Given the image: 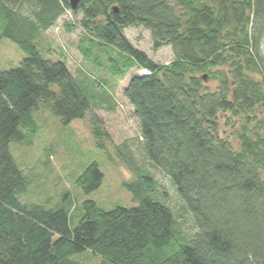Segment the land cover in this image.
Masks as SVG:
<instances>
[{"label":"trees","instance_id":"16d2710c","mask_svg":"<svg viewBox=\"0 0 264 264\" xmlns=\"http://www.w3.org/2000/svg\"><path fill=\"white\" fill-rule=\"evenodd\" d=\"M70 11L82 13L85 58L111 46L123 57L110 55L114 74L150 71L134 74L123 94L140 121L147 159L175 183L194 233L180 229L152 173L131 162L135 178L124 186L137 206L107 210L86 199L71 228L64 204L22 201L28 181L10 143L31 142L40 102L64 124L86 120L107 153L109 145L123 147L113 144L67 59H45L35 43ZM128 27L149 30L153 49L171 46L174 58L152 60L128 39ZM3 37L26 58L0 69V264H84L71 256L85 250L103 264H264V0H81L76 9L70 0H0ZM222 112L243 118L234 134L222 131ZM103 179L94 161L76 184L90 194Z\"/></svg>","mask_w":264,"mask_h":264},{"label":"rangeland","instance_id":"374dc122","mask_svg":"<svg viewBox=\"0 0 264 264\" xmlns=\"http://www.w3.org/2000/svg\"><path fill=\"white\" fill-rule=\"evenodd\" d=\"M82 13L74 15L71 11L60 17L47 32L36 40V45L45 59L60 61L65 57L70 70L81 76V83L88 86L89 99L92 106H98L97 114L103 119L113 144H123L121 150L109 145V152L96 146L92 131L84 119H75L64 124L51 108L40 102L39 108L33 112L37 125L31 135V142L10 143V150L19 168L28 181L27 191L22 195L26 204H41L47 208H57L63 204L71 209L70 226L74 228L83 213V201L94 199L104 209L116 206L133 207L138 203L124 183L135 178L129 163L148 169L159 183L158 196L166 190L168 196L164 203L172 207L176 214L180 229L187 235L196 231L193 217L184 206L175 183L159 167L151 163L142 146L141 125L134 114V106L124 97L123 90L128 86L134 74H148L147 69L130 68L122 77L113 73L110 55L123 61L122 54L111 46L105 52L95 49L93 56L85 58L80 50L83 30L78 25ZM72 21L78 26L70 32L64 26ZM125 34L134 46L143 50L159 64L170 62L174 58L171 46L153 49L150 31L142 27H128ZM67 46L65 51L63 48ZM264 50V41H263ZM94 56H99V59ZM26 53L9 38L0 41V69L7 70L20 65ZM79 69L85 73H79ZM257 79H261L256 75ZM99 82V83H98ZM216 86V81L205 82ZM242 117L236 118L229 113H221L222 131L231 135L240 127ZM27 131V130H26ZM98 162L104 174L101 187L86 194L77 184V178L92 162ZM172 182V183H171ZM67 196V199H65ZM74 261L84 264H103L101 256L90 250L71 256Z\"/></svg>","mask_w":264,"mask_h":264},{"label":"water","instance_id":"95a60500","mask_svg":"<svg viewBox=\"0 0 264 264\" xmlns=\"http://www.w3.org/2000/svg\"><path fill=\"white\" fill-rule=\"evenodd\" d=\"M81 0H70V4L72 9H76L79 5ZM118 9L115 7V11H117Z\"/></svg>","mask_w":264,"mask_h":264}]
</instances>
